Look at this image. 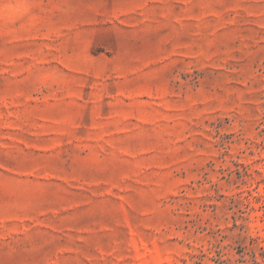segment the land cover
I'll return each instance as SVG.
<instances>
[{"label": "rangeland", "instance_id": "rangeland-1", "mask_svg": "<svg viewBox=\"0 0 264 264\" xmlns=\"http://www.w3.org/2000/svg\"><path fill=\"white\" fill-rule=\"evenodd\" d=\"M0 264H264V0H0Z\"/></svg>", "mask_w": 264, "mask_h": 264}]
</instances>
